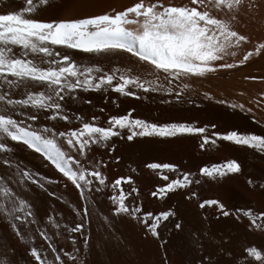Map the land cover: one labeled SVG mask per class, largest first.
Segmentation results:
<instances>
[{"label":"snow or ice","instance_id":"snow-or-ice-1","mask_svg":"<svg viewBox=\"0 0 264 264\" xmlns=\"http://www.w3.org/2000/svg\"><path fill=\"white\" fill-rule=\"evenodd\" d=\"M259 7L255 0H128L119 6L110 3L98 12L72 15L70 0H0V168L5 173L0 176V232L23 246L24 264H85L83 249L89 245L94 220L102 231L111 232L116 218H129L142 226L145 236L166 243L160 229L168 227L176 212L167 208L153 214L143 211L139 203L130 204L129 198L138 192L134 186L127 188L134 183L132 176L109 180L105 173L109 161L97 158L94 146L111 157L116 148L113 138L131 142L136 137L193 135L201 150L222 140L264 157V135L220 132L215 123L201 126L195 120L149 121L134 117L133 108L108 114L101 106L100 115L89 116L72 107L91 105L80 95L89 92L102 93L104 103L109 102V91L137 100L159 94L161 104L187 99L188 81L264 56V39L249 37L235 27L241 16ZM124 56L127 66L122 63ZM243 79L264 81V76ZM201 95L233 111L253 113L257 108L264 113V90L246 102L216 99L208 91ZM110 103L119 107L115 96ZM256 122L264 127V122ZM17 148L36 154L59 177L26 166L16 156ZM120 160L115 155L112 162ZM144 167L163 182L149 193L157 200L193 181L201 182L196 173L181 172L174 163L152 161ZM240 171L235 159L198 166L200 177L213 180ZM247 184L264 195V182L257 185L249 178ZM52 185L72 186L78 203L50 190ZM32 188L64 204L70 218L49 206L38 219L27 195ZM196 195L191 192L185 199ZM97 196L103 198L104 209L98 207ZM198 207L214 209L216 219L244 220L249 231L264 233V206L233 210L218 199H201ZM207 221L205 215L199 223ZM186 228L181 219L171 222L178 234ZM37 239L46 247H37ZM60 241L65 246L58 247ZM187 242L194 253L192 264H264V244H245L236 252L230 247V236L214 237L203 227L187 230ZM14 255L11 244H0V264H16ZM162 264H168L167 259Z\"/></svg>","mask_w":264,"mask_h":264},{"label":"bare ground","instance_id":"bare-ground-1","mask_svg":"<svg viewBox=\"0 0 264 264\" xmlns=\"http://www.w3.org/2000/svg\"><path fill=\"white\" fill-rule=\"evenodd\" d=\"M17 2V0H13ZM73 5L71 14L82 15L89 12H98L108 4H127L128 0H70ZM259 9H254L247 16H241L239 23L235 25L238 31L257 40L264 39V0H255ZM7 6V5H5ZM47 15V13H42ZM245 48L248 46L245 45ZM86 60L87 57H79ZM122 63L128 65L126 56L122 57ZM245 75L262 77L264 76V56L253 58L245 66H239L233 70H223L219 73L208 74L206 78H194L188 83L190 90L185 95L187 99L177 101L171 99L168 104L160 103L159 94L149 93L147 99L139 100L132 97H121L109 91L107 94L109 102L104 103L102 93H80L82 98L92 101L91 105H73L76 110L85 115L93 113L100 115L97 111L103 106L108 114H123L127 109L133 108L134 117L143 118L155 122H191L195 120L199 125L204 123H215L216 131L238 130L245 133L264 135V127H261L257 120L264 122V113L260 109L254 108L253 113L233 111L226 105L209 101L201 95L204 91L210 92L216 99L227 98L229 100L239 99L246 102L253 94L264 90V81L259 79L245 81ZM238 93H244L238 97ZM116 97L119 107L113 106L110 101ZM188 99L193 103L189 104ZM247 106V105H246ZM255 117V118H253ZM112 143L116 145L114 155L109 157L104 149L94 146L93 153L97 158L102 157L108 160V167L105 169L109 180L119 175H131L132 186L138 189L133 197L129 198V203H139L143 211L155 212L171 208L176 212V216L167 222V228L160 229V238L166 241L163 245L160 239H153L145 236L142 226L136 221H129V218H116L111 232L102 231L96 226L97 221H93L90 231L91 239L87 248L83 249L85 264H162L167 259L168 264H192L194 253L187 242V230L191 227H203L214 237H221L227 234L231 237L230 247L239 252L245 244H264V233L258 230L249 231L246 221L237 222L234 218H215L214 209H199L198 201L201 199H218L229 208H253L258 209L264 206V195L257 190L249 188L247 180H255L258 185L264 182V157L254 150L246 147L232 145L230 142L218 140L213 146L206 145L201 150L198 147L197 137L193 135H182L170 138L161 137H136L133 141L113 138ZM110 146V145H109ZM16 156L24 162L26 166L32 167L41 174L56 179L59 174L51 166L45 167L46 162H41L36 154H29L23 149L15 150ZM115 155L121 157L120 162L113 163ZM226 159H235L241 166V171L235 174L218 176L215 180L207 177H200L198 166L203 164L219 163ZM170 162L177 165L178 169L196 173V179L201 182L196 184L193 181L185 189H178L169 193L164 200H157L149 195L157 184L163 182L155 176L154 172L144 167L147 162ZM135 169V171H132ZM5 175L0 168V176ZM174 178V176H170ZM62 179V178H61ZM50 190L63 195L73 204L78 203V194L72 186L61 188L59 185L49 186ZM191 192L197 193L195 197L185 199ZM28 197L34 206V212L39 219L51 206L56 211H60L66 218H70V210L59 201L50 198L46 193L34 188L28 192ZM98 207L105 208L103 198L96 197ZM208 217V221L202 226L199 221L203 216ZM181 219L187 226L186 232L178 234L171 229V222ZM0 244H11L15 248L14 259L16 264H24L26 259L24 248L16 241L12 240L5 232H0ZM37 247H46L39 239L36 240ZM65 246L64 241L58 243V247ZM66 250H68L66 248Z\"/></svg>","mask_w":264,"mask_h":264}]
</instances>
